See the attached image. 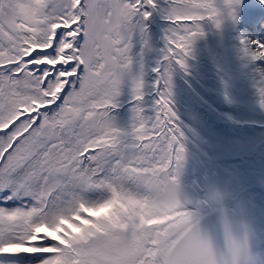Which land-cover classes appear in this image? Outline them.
<instances>
[{
	"label": "snow or ice",
	"instance_id": "snow-or-ice-1",
	"mask_svg": "<svg viewBox=\"0 0 264 264\" xmlns=\"http://www.w3.org/2000/svg\"><path fill=\"white\" fill-rule=\"evenodd\" d=\"M169 27L151 71H133L134 37L158 0H0V264H252L246 238L222 219L217 247L177 194L184 133L172 105V70L187 68L211 22L244 0H165ZM250 20L264 0H250ZM241 38L264 62V27ZM130 80L129 130L111 116ZM256 88L264 108V69Z\"/></svg>",
	"mask_w": 264,
	"mask_h": 264
},
{
	"label": "rangeland",
	"instance_id": "rangeland-1",
	"mask_svg": "<svg viewBox=\"0 0 264 264\" xmlns=\"http://www.w3.org/2000/svg\"><path fill=\"white\" fill-rule=\"evenodd\" d=\"M216 3L222 7L224 0H216ZM246 6L250 7V0H244L236 12V18L226 17L220 28H216L211 22L206 23L203 26L204 35L198 37L191 46V53L186 61L187 68L176 66L172 70V77L178 83L177 86L172 82V105L179 122L185 123L187 127L186 130L180 125L184 133L182 143L185 151L173 174L176 177L178 198L187 210L199 213V217L205 212L202 202L217 207L207 197L205 177H227L234 171L241 176L245 174L246 177L243 176L245 178L241 183H227L222 195L238 198L241 192L244 193L246 205L236 202V207L243 211L245 219L247 216L252 222V229L260 247L261 259L258 264H264V186L259 183L264 181V108L260 105L256 88L259 70L264 69V62L245 60L239 43L241 38L251 39L259 35L256 29L264 27V12L257 11L254 15L258 19L252 22L246 18L247 15H252ZM166 13L165 0H158L157 10L146 22L145 33L136 34L130 52L134 73L138 74L143 65L145 97L142 106L150 115L155 99V89L151 86L155 75L151 69L159 61L160 49L165 43L164 37L169 27L165 19ZM151 36L156 43L151 42ZM190 72L197 75V84L210 101L197 92L194 96L190 87L182 80L183 74ZM187 89L194 97V107L199 106L205 111L206 107L210 108L207 111L208 122L237 129L242 135L251 134L257 141L255 145L242 146L243 149L235 150V143L229 142L233 141L230 137H217L204 125L197 123L199 117H194L193 107L191 111H185L179 104L180 100L186 103L184 105L189 104ZM116 104L117 107L111 112L114 124L118 128H130L133 123L132 110L136 106L130 80L122 85ZM231 128L226 129L227 136H231ZM218 144L230 149L216 150ZM207 150L212 157L206 154L205 158ZM244 237L246 238L245 235ZM246 240L254 264L257 251L251 240Z\"/></svg>",
	"mask_w": 264,
	"mask_h": 264
},
{
	"label": "bare ground",
	"instance_id": "bare-ground-1",
	"mask_svg": "<svg viewBox=\"0 0 264 264\" xmlns=\"http://www.w3.org/2000/svg\"><path fill=\"white\" fill-rule=\"evenodd\" d=\"M154 33H152L153 35ZM154 36V35H153ZM151 36V42L153 43H156V40L155 38ZM172 82L176 83L177 86H178V83H177V80L176 78L172 77ZM186 83V82H185ZM202 89V88H201ZM188 102L189 104L188 105H184L182 103H179L181 105V107L185 110V111H191L192 110V98L189 97L188 98ZM207 111L209 112V107L207 108ZM206 111V112H207ZM203 109L201 108H195V113L193 114L194 117H199V119L196 121L197 123L199 124H202L204 125L207 129H209L211 131L212 134L216 135L217 137H224V138H227V137H230L233 141H229L231 143H235L233 144V149L235 150H240V149H243L242 146H248V145H255V143L257 141L254 140L253 138V135L251 134H246V135H242L238 132V130H234L232 129L231 127H224L222 124H219V123H210L208 122L207 120L209 119L208 118V115ZM212 113H217L216 111H210ZM219 113V112H218ZM203 117V118H202ZM202 118V119H201ZM231 128V136H227V133H226V129H230ZM235 141V142H234ZM240 142H243L244 145H241L243 143H240ZM218 147H216V150H229L230 147H227V149H225V146H220V144L217 145ZM197 157V155H195ZM239 172H233L232 174H230L229 176L227 177H220V178H213V177H205L204 178V182L206 183V186L207 187V197L209 200H211L214 204H216L217 208L220 212H222L221 210L222 209H227V212L226 213H230V215L232 214L236 217L239 218V220L242 222V228L243 230H245L246 232V237H250L252 238V234H250V229H249V220L247 222V216H246V220L245 221H242L240 216L244 215L243 211H241L240 209H237L236 207V202L238 201L240 204L242 203L243 205H246V201L245 200V196H244V193L241 192V194L239 195L238 198H233L232 199H229L227 198V196H223L222 195V190H224V188L226 187V184L227 183H232L233 185L234 184H239L241 183V180L243 178L246 177V175L244 174L243 176H241L240 174H238ZM248 179V178H247ZM250 181V179H249ZM262 181V180H261ZM257 182H259L257 180ZM261 183L263 186H264V181L262 182H259ZM181 190V189H180ZM180 194H183V191H180ZM189 192L187 193V198L189 197ZM241 204V205H242ZM242 205V206H243ZM247 225V227L244 229V224ZM221 229L220 226H218ZM243 238V237H242ZM252 240L254 241V239L252 238Z\"/></svg>",
	"mask_w": 264,
	"mask_h": 264
},
{
	"label": "water",
	"instance_id": "water-1",
	"mask_svg": "<svg viewBox=\"0 0 264 264\" xmlns=\"http://www.w3.org/2000/svg\"><path fill=\"white\" fill-rule=\"evenodd\" d=\"M221 211L222 212H220L219 210H215V209L213 210L207 209V211L205 212L206 214L199 217L202 230L208 233L212 237L213 242L217 247L224 246V232H223V224H222V219L224 216H227V218L232 221L234 234L240 237H243V238H245L244 235H246L245 230L241 229L242 222L239 220L238 217L235 216V214L233 216L232 214L230 215V213L229 214L226 213L227 212L226 208L222 209ZM240 218L242 220L244 218L243 215L240 216ZM244 220L246 219L244 218ZM248 225L250 229V234H252V238L254 239V241L249 236L246 238L249 239V241L251 240L250 242H252L254 247L256 248L257 255H256L254 264H257L259 261V254H260L259 244L256 238V234L253 232V229H252V222H249ZM218 226H220L222 230H220ZM246 227L247 225L244 224V229Z\"/></svg>",
	"mask_w": 264,
	"mask_h": 264
},
{
	"label": "trees",
	"instance_id": "trees-1",
	"mask_svg": "<svg viewBox=\"0 0 264 264\" xmlns=\"http://www.w3.org/2000/svg\"><path fill=\"white\" fill-rule=\"evenodd\" d=\"M247 17H250V16H248L247 15ZM192 87V86H191ZM195 92H197V93H199V91L195 88V87H193L192 88ZM200 96H202L201 94H200ZM213 106V105H212ZM214 107V106H213ZM215 108V107H214ZM145 113L147 114V115H150L148 112H147V110H145Z\"/></svg>",
	"mask_w": 264,
	"mask_h": 264
},
{
	"label": "clouds",
	"instance_id": "clouds-1",
	"mask_svg": "<svg viewBox=\"0 0 264 264\" xmlns=\"http://www.w3.org/2000/svg\"><path fill=\"white\" fill-rule=\"evenodd\" d=\"M248 219V218H247Z\"/></svg>",
	"mask_w": 264,
	"mask_h": 264
}]
</instances>
